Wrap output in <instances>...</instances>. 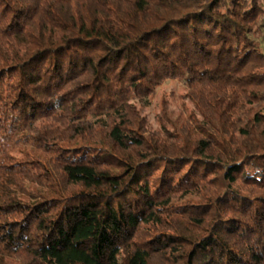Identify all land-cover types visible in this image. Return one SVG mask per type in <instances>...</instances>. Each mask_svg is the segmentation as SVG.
<instances>
[{
	"label": "trees",
	"instance_id": "1",
	"mask_svg": "<svg viewBox=\"0 0 264 264\" xmlns=\"http://www.w3.org/2000/svg\"><path fill=\"white\" fill-rule=\"evenodd\" d=\"M0 264H264V0H0Z\"/></svg>",
	"mask_w": 264,
	"mask_h": 264
},
{
	"label": "rangeland",
	"instance_id": "2",
	"mask_svg": "<svg viewBox=\"0 0 264 264\" xmlns=\"http://www.w3.org/2000/svg\"><path fill=\"white\" fill-rule=\"evenodd\" d=\"M185 91V82L177 79L167 80L157 88L147 106H144V113L154 127L159 124V114L164 109L170 110L172 116L179 120L188 117L192 104L186 99Z\"/></svg>",
	"mask_w": 264,
	"mask_h": 264
}]
</instances>
